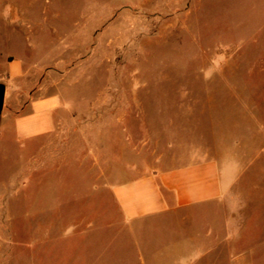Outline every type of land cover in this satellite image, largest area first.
<instances>
[{"label": "rangeland", "instance_id": "374dc122", "mask_svg": "<svg viewBox=\"0 0 264 264\" xmlns=\"http://www.w3.org/2000/svg\"><path fill=\"white\" fill-rule=\"evenodd\" d=\"M0 54L68 105L48 137L0 144V256L83 264L115 239L114 184L214 148L243 157L216 209L264 264V0H0Z\"/></svg>", "mask_w": 264, "mask_h": 264}, {"label": "crops", "instance_id": "0c3cea01", "mask_svg": "<svg viewBox=\"0 0 264 264\" xmlns=\"http://www.w3.org/2000/svg\"><path fill=\"white\" fill-rule=\"evenodd\" d=\"M27 74L23 60L0 62V84L5 87L0 144L8 140L22 145L48 137L67 109L57 93L43 88L31 93ZM7 152L10 147L2 145L0 154ZM225 156L237 172L223 185ZM243 163V157L213 148L210 153L199 152L185 165L147 171L114 184L111 193L119 209L115 239L83 244L84 249L95 250L84 253L83 264H252L250 248L236 250L239 210L216 209L230 200L245 169ZM177 227L183 230L180 236L175 235ZM194 230L198 232L195 236ZM26 253L25 249L16 257L0 256V264H39L37 259L29 261Z\"/></svg>", "mask_w": 264, "mask_h": 264}, {"label": "water", "instance_id": "95a60500", "mask_svg": "<svg viewBox=\"0 0 264 264\" xmlns=\"http://www.w3.org/2000/svg\"><path fill=\"white\" fill-rule=\"evenodd\" d=\"M4 94H5V87L3 84H0V114H1L2 109H3Z\"/></svg>", "mask_w": 264, "mask_h": 264}]
</instances>
